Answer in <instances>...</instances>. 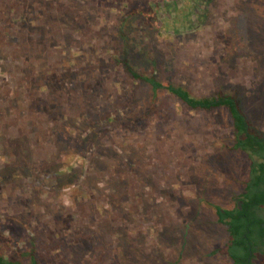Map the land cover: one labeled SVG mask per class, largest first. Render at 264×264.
<instances>
[{
    "label": "rangeland",
    "instance_id": "374dc122",
    "mask_svg": "<svg viewBox=\"0 0 264 264\" xmlns=\"http://www.w3.org/2000/svg\"><path fill=\"white\" fill-rule=\"evenodd\" d=\"M256 1L0 0V254L30 264L35 241L43 264H129L132 240L164 264H232L215 206L234 207L254 157L233 148L229 110L155 99L122 61L128 47L138 70L197 98L238 93L264 131ZM24 135L32 159L16 152ZM34 160L49 172L30 171Z\"/></svg>",
    "mask_w": 264,
    "mask_h": 264
},
{
    "label": "trees",
    "instance_id": "16d2710c",
    "mask_svg": "<svg viewBox=\"0 0 264 264\" xmlns=\"http://www.w3.org/2000/svg\"><path fill=\"white\" fill-rule=\"evenodd\" d=\"M207 1L209 3L211 2V0ZM257 1L258 3L264 5V0ZM253 9V12L255 13L256 6ZM142 16L145 17V20L143 19V21L159 24V22H157L158 20L155 19V16L150 10H146ZM253 24L252 20L248 21V25L251 26V31L253 32V40H255L256 44L260 45V33L264 34V32H260V30H264V26L261 22L260 26L254 27ZM123 33V37L127 38L126 33L124 31ZM259 52L264 53V50H260ZM130 55L131 52L127 47L122 61L126 70L135 81L147 86L148 89L150 88V91L154 96L153 98L156 99L160 91H166L175 95L192 110L213 111L222 108L229 110L233 119V130L235 136V145L233 148L249 153V155L254 158L252 160L250 180L246 185V190L241 193L234 207L224 208L219 205L215 206V214L217 216L218 223L227 226L229 233L225 245L220 248L218 252L230 258L232 264H264V131L252 124L247 113L242 107L238 93L225 94L221 91L217 97L197 98L183 86L168 81H161L153 74L149 75L142 70H138L133 65ZM261 56L263 59L264 54ZM154 101L155 100L153 99V102ZM12 140L16 143V152L19 157L25 156L26 158L32 159L30 150L31 147H29L31 146L29 136L24 135V137L21 138L14 137ZM20 140H24V144H26L25 153L20 151L22 150V141ZM82 143L84 144L85 142H81L80 146ZM77 155L78 154L75 156L77 157ZM68 162L70 163L68 164ZM68 162L66 163L68 166H66V168L62 171L65 172V174L75 172L77 169L76 164H78V166L80 165L76 161L72 164L71 161ZM120 163L122 162L120 161ZM120 163L116 162L114 164L115 167H119L118 171H120V173H125L129 170L127 165H133V162H130V160L123 162L124 166H121L122 164ZM29 169L35 174H47V172H49L48 168L43 169L41 166H38L35 160L31 162ZM205 201L208 203L206 199ZM185 224H188V222L185 221ZM106 227L110 230L109 232H105L106 234H117V239L123 240L126 238L131 240L128 236L129 233L126 232L123 227L119 230L117 229L118 231L105 225V228ZM184 227L188 228L186 233L190 234L191 227H188V225H184ZM173 229H176V227L171 228V232ZM169 233L170 231L168 230L166 234L169 235ZM189 236L190 235L187 237ZM191 241L194 242V240ZM124 242L125 245H128L126 246L127 250L120 248L124 252V256L121 255V259L125 260L129 264H164L156 257H153L152 254L147 255L143 251L141 252V248L135 247L132 240ZM31 244L30 251L26 253L30 258V264H43L39 259L35 241H32ZM258 257H261L260 261H256L258 260ZM0 264H21V262L18 263L17 261H9L0 254Z\"/></svg>",
    "mask_w": 264,
    "mask_h": 264
}]
</instances>
